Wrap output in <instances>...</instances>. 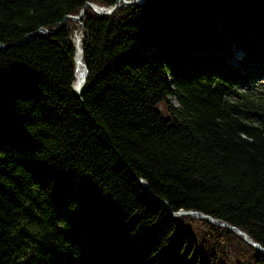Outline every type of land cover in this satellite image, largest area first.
Here are the masks:
<instances>
[{
    "label": "trees",
    "instance_id": "obj_1",
    "mask_svg": "<svg viewBox=\"0 0 264 264\" xmlns=\"http://www.w3.org/2000/svg\"><path fill=\"white\" fill-rule=\"evenodd\" d=\"M116 1L0 0V43L27 36L0 48V264H264L175 214L264 248V0L87 7L28 40Z\"/></svg>",
    "mask_w": 264,
    "mask_h": 264
},
{
    "label": "water",
    "instance_id": "obj_2",
    "mask_svg": "<svg viewBox=\"0 0 264 264\" xmlns=\"http://www.w3.org/2000/svg\"><path fill=\"white\" fill-rule=\"evenodd\" d=\"M147 1L148 0H117L116 3L110 8H106V7H103V6H98V5H96L94 3H91V2H86L84 4V6L82 7V9H81V11H80V13L78 15H66V16H64V18L59 22V24L57 25V27L54 30H48L45 27H39L36 31L32 32L29 35V39L28 40H31L33 37L37 36L38 34H43V35H53V34H55L59 29H61L63 27V25L65 24V22L67 20L76 21V22H79L82 25H84L83 19H84L85 14H86L87 7H90L93 12H95V13H97L99 15H110V14H114L117 11V9L119 7H121V6H125V7H130V6L139 7V6L143 5L144 3H146ZM26 38H27V36L23 37L21 40H19L17 42H13V43H0V48L23 44L24 42H26V40H27ZM83 51H84V48H83ZM82 59H83V55H82ZM76 63H77V61H76ZM82 64H83V67L85 69L84 75H83V81L85 82V79H86V77L88 75V70H87L86 64L84 62H82ZM76 71H77V65H76ZM75 91L77 93H80V89H75ZM142 183H143V186L150 191L149 186L146 183H144V182H142ZM171 213H173V212L171 211ZM175 214L176 215H181V214L195 215L196 217L201 218V219H208L210 222H212V223H214L216 225L229 227L231 229H235V230H237V232L239 234H241L244 237V239L248 243L256 246L259 250H262L264 252V248L259 243L254 242L251 239H249L248 235L245 232H243L240 229L235 228V227H233V226H231V225H229L227 223L217 222L215 219H213L209 215L203 214V213L198 212V211H179V212H177Z\"/></svg>",
    "mask_w": 264,
    "mask_h": 264
},
{
    "label": "bare ground",
    "instance_id": "obj_3",
    "mask_svg": "<svg viewBox=\"0 0 264 264\" xmlns=\"http://www.w3.org/2000/svg\"><path fill=\"white\" fill-rule=\"evenodd\" d=\"M75 43H76V48H77V55H76L77 71H76V81L74 84V88L81 90L83 83H84L83 75H84L85 69H84L83 64H82V62H83V59H82L83 48H82V40H81L80 36H75Z\"/></svg>",
    "mask_w": 264,
    "mask_h": 264
},
{
    "label": "rangeland",
    "instance_id": "obj_4",
    "mask_svg": "<svg viewBox=\"0 0 264 264\" xmlns=\"http://www.w3.org/2000/svg\"><path fill=\"white\" fill-rule=\"evenodd\" d=\"M75 34V36H80V37H82L83 36V31H81V30H78L76 33H74ZM75 36H74V41H75ZM243 54V51H242V49L241 48H236V51H235V54L233 55V57H232V61H237L240 57H241V55ZM257 84H259L260 86L262 85V86H264V76L263 77H261L260 76V78L257 80ZM174 105H176V102L173 100V102H172ZM165 114H167L166 112H165Z\"/></svg>",
    "mask_w": 264,
    "mask_h": 264
}]
</instances>
